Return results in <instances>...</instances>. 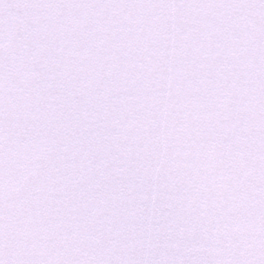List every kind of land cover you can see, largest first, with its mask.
Instances as JSON below:
<instances>
[{"label": "snow or ice", "instance_id": "6c2138e0", "mask_svg": "<svg viewBox=\"0 0 264 264\" xmlns=\"http://www.w3.org/2000/svg\"><path fill=\"white\" fill-rule=\"evenodd\" d=\"M0 264H264V0H0Z\"/></svg>", "mask_w": 264, "mask_h": 264}]
</instances>
